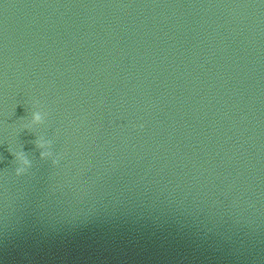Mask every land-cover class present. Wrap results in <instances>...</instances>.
I'll return each instance as SVG.
<instances>
[{
  "label": "water",
  "instance_id": "water-1",
  "mask_svg": "<svg viewBox=\"0 0 264 264\" xmlns=\"http://www.w3.org/2000/svg\"><path fill=\"white\" fill-rule=\"evenodd\" d=\"M0 264H264V0H0Z\"/></svg>",
  "mask_w": 264,
  "mask_h": 264
},
{
  "label": "clouds",
  "instance_id": "clouds-1",
  "mask_svg": "<svg viewBox=\"0 0 264 264\" xmlns=\"http://www.w3.org/2000/svg\"><path fill=\"white\" fill-rule=\"evenodd\" d=\"M39 117H37V119H38Z\"/></svg>",
  "mask_w": 264,
  "mask_h": 264
}]
</instances>
